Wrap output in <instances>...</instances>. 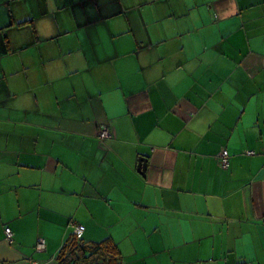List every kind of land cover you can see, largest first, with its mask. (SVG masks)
Returning a JSON list of instances; mask_svg holds the SVG:
<instances>
[{
    "label": "crops",
    "instance_id": "0c3cea01",
    "mask_svg": "<svg viewBox=\"0 0 264 264\" xmlns=\"http://www.w3.org/2000/svg\"><path fill=\"white\" fill-rule=\"evenodd\" d=\"M78 224L122 264H264V0H0V264Z\"/></svg>",
    "mask_w": 264,
    "mask_h": 264
},
{
    "label": "trees",
    "instance_id": "16d2710c",
    "mask_svg": "<svg viewBox=\"0 0 264 264\" xmlns=\"http://www.w3.org/2000/svg\"><path fill=\"white\" fill-rule=\"evenodd\" d=\"M59 264H122L118 246L111 239L86 242L76 236L69 238L61 248Z\"/></svg>",
    "mask_w": 264,
    "mask_h": 264
},
{
    "label": "built area",
    "instance_id": "2783aa9c",
    "mask_svg": "<svg viewBox=\"0 0 264 264\" xmlns=\"http://www.w3.org/2000/svg\"><path fill=\"white\" fill-rule=\"evenodd\" d=\"M99 136L100 138L103 139H107L111 136L110 130L108 129V127L103 126L100 130H99ZM248 155H254L255 152L254 151H247ZM229 152L227 150H223L221 155H220V164L223 168H227L229 166ZM84 230H85V226L83 224H78L76 227V237L78 239H82V236L84 234ZM5 234H6V238L7 240H9L10 242L13 240L14 237V233L12 231V229L10 227H7L5 229ZM44 241H40L37 245L38 248H43L44 247ZM32 264H38V262H33Z\"/></svg>",
    "mask_w": 264,
    "mask_h": 264
},
{
    "label": "water",
    "instance_id": "95a60500",
    "mask_svg": "<svg viewBox=\"0 0 264 264\" xmlns=\"http://www.w3.org/2000/svg\"><path fill=\"white\" fill-rule=\"evenodd\" d=\"M146 158H141L138 163V171L142 174L145 175L146 172Z\"/></svg>",
    "mask_w": 264,
    "mask_h": 264
}]
</instances>
